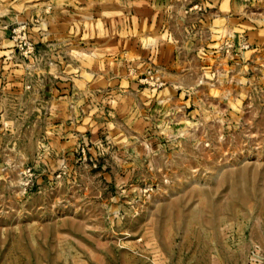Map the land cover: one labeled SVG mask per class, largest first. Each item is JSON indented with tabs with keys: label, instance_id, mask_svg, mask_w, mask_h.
I'll return each instance as SVG.
<instances>
[{
	"label": "rangeland",
	"instance_id": "obj_1",
	"mask_svg": "<svg viewBox=\"0 0 264 264\" xmlns=\"http://www.w3.org/2000/svg\"><path fill=\"white\" fill-rule=\"evenodd\" d=\"M0 37V264H264V0H0Z\"/></svg>",
	"mask_w": 264,
	"mask_h": 264
},
{
	"label": "crops",
	"instance_id": "obj_2",
	"mask_svg": "<svg viewBox=\"0 0 264 264\" xmlns=\"http://www.w3.org/2000/svg\"><path fill=\"white\" fill-rule=\"evenodd\" d=\"M222 6V5H221ZM220 7V6H219ZM224 8V7H221ZM5 37H0V42L4 41ZM9 49L5 46L0 45V61L3 56H6ZM24 75V69L21 64L5 65L0 64V108L5 110L6 106L10 104L12 98L24 97L25 89L23 87L22 78ZM35 82L33 81L32 87L34 89ZM39 97V96H38ZM14 102V101H13ZM11 104H16L11 103ZM4 113V111L2 112ZM2 115V114H1Z\"/></svg>",
	"mask_w": 264,
	"mask_h": 264
}]
</instances>
